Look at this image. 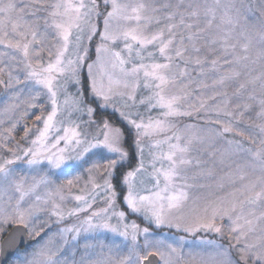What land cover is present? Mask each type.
I'll return each instance as SVG.
<instances>
[{"label":"snow or ice","instance_id":"1","mask_svg":"<svg viewBox=\"0 0 264 264\" xmlns=\"http://www.w3.org/2000/svg\"><path fill=\"white\" fill-rule=\"evenodd\" d=\"M103 2L111 7L106 14L98 10L97 0H0V86L4 93L0 103L5 113L18 110L22 104L42 113L35 117L42 127L25 128L22 139L27 147L19 143L15 149L8 147L14 140L15 124L6 130V136H0V149L8 153L7 157L0 155V236L8 227L19 226L0 243V264H264V98L258 100L256 114L261 123L249 125L247 135L236 133L243 139H226V134L234 133L231 121H216L221 127L214 136L224 139L226 147L209 155L219 156V163L230 170L228 182L239 187L227 197L207 199L203 205L193 201L188 207L186 189L194 185L188 184L184 170L193 163L200 167L201 161L191 158L194 145L211 144L212 138L196 131L179 132L174 123L192 115L184 109V101L191 95L184 83H192L189 66L199 75L217 73L213 86L234 83V95L248 92V99L256 101L257 87L264 94V0H163L159 5L156 0ZM101 15L103 31L93 22ZM96 35L101 40L96 47L97 59L86 65L91 96L97 108H113L134 130L139 155L138 166L122 173L127 208L158 228L174 227L188 233L210 230L221 238L227 234V246L208 241L204 250L185 253L183 238L176 244L150 239L149 228H140L134 221L125 223L126 213L114 210L119 194L113 180L129 153L123 147V129L106 119L97 124L91 119L97 108L86 103L81 70L88 59L86 44ZM50 36L59 42L54 51L47 47ZM69 82L77 88L74 95L67 92ZM178 84L179 91H173ZM141 87L150 95L139 103L149 112L158 109V117L145 118L116 107L117 98L124 100L125 108L134 106ZM42 96L50 108L46 115L44 105L35 103ZM200 107H204L202 102ZM251 107L243 105L245 111ZM77 112H86L89 123L97 125L95 134L80 131L81 125L71 119ZM224 115L233 117L231 111ZM243 115L241 111L239 116ZM187 128L195 129V125ZM30 133L34 138L29 140ZM145 139L152 141L147 168L142 147ZM20 162L31 171L18 170ZM85 163L90 164L86 171L91 191L72 197L79 206L65 209L63 189L74 181L58 185L53 177L70 175ZM101 169L103 182L97 183L91 173ZM145 174L153 182L151 189L137 187L144 184L138 176ZM199 175L212 177L213 171L204 169ZM74 179L79 180V175ZM101 195L106 207L91 211L78 224L52 234L45 232V227L51 229L53 218L59 225L89 212ZM41 215L47 219L40 221ZM113 218L117 224L111 223ZM225 218L229 222L226 230L217 223ZM104 231L130 242L124 245L126 254L113 256L109 248L105 256V245L86 239L80 259L75 260L73 252L69 260V234L78 241L82 233ZM141 233L142 245L138 243ZM21 244L27 245L24 252ZM93 255L97 259H89Z\"/></svg>","mask_w":264,"mask_h":264},{"label":"rangeland","instance_id":"2","mask_svg":"<svg viewBox=\"0 0 264 264\" xmlns=\"http://www.w3.org/2000/svg\"><path fill=\"white\" fill-rule=\"evenodd\" d=\"M85 2L88 3V0H85ZM156 2L157 5H159L160 3H163V0H156ZM97 4L99 5L98 10L102 14H106L107 11L111 10L110 5L106 6L103 0H97ZM93 22L97 24L99 31H103V15L96 18ZM58 43L59 42L54 37L50 36L47 47L54 51L55 46ZM100 43H101L100 37L99 35H96L95 37H93L90 43L86 44V47L88 48V59L85 62V66L81 70V85L84 89L86 103L93 108H96L95 106L96 103L91 96L86 65L96 61L97 59L96 47ZM151 50L152 49H149V51ZM72 51L73 49L70 47L69 50L70 55ZM189 71L191 72L190 79L192 83L189 84L187 80H185L184 83L188 84L187 91L191 95L188 97L187 100L184 101V109L192 111V115L180 117L176 119L174 123L177 125V129L179 132L196 131L199 135L208 136L212 138L211 144L194 145V150L191 153V158L193 159L194 162L196 160L201 161L200 167H197L195 163H193L192 166L186 167L184 170V175L188 177L187 180L188 184L194 185V187L186 189L190 195V201L188 207H191L193 201L197 202L199 205H203L207 199L217 200L219 198L227 197L229 193L233 192L235 188L239 187V184L232 185L228 182V173L230 170L225 165L219 163V156L217 155L216 157H213L209 155V153L212 151H219L226 147V145L224 144V139L217 138L214 136V132L218 131L219 128L221 127V125H218L216 121H220L221 124L231 121L232 127L234 129V133L226 134L225 136L226 139H243L242 137L236 135V133L240 131H244L245 134L247 135V129L249 125L261 123V120L257 118L256 114L259 111L258 100L264 98V94H262L259 87H257L255 89V95L257 97V100L256 101L249 100L248 92H244L240 95H234V93H236V85L234 83H229L227 86L223 88L219 86H213L212 82L214 79L217 78V73L206 71L205 75H199L198 70L195 71L192 70L191 66H189ZM253 74L254 75L258 74V68L257 71L254 72ZM85 82L87 83L86 85L87 87H85ZM201 84H206L208 86L200 87ZM179 87L180 85L178 84L177 88L173 89V91H179ZM76 91H77L76 86L73 83L69 82L67 86V92L70 95H74ZM224 92L227 93V96L217 95V93H224ZM148 95H150L149 91L141 87L136 92V101L134 106L125 108L123 107L124 100L122 98H117L116 107L124 111H131L133 113L138 112L141 114V116H144L145 118H147L148 116H151L153 118L158 117L160 114L158 109L149 112L146 105H141L139 103L141 98L147 97ZM212 97L215 98L213 99ZM24 99H26V97ZM60 100L61 102L63 101V96L60 97ZM226 101H227V106L225 107ZM201 102L204 104L203 108L200 107ZM35 103L44 105L43 114L46 115L47 112L50 111V108L46 103V97L42 96L39 100L35 101ZM127 103L129 105L133 104L132 101H128ZM244 104H250L252 105V107L249 110L245 111L243 108ZM237 105H240V107L238 108ZM217 108L221 109V111L218 112L216 110ZM194 109H198V111H195ZM106 110L114 111L113 108L111 107L107 108ZM225 111H231L233 113V117L230 118L224 115ZM241 111L244 112L243 116H239V113ZM114 112H116L117 115L119 116V113L117 111ZM95 113L91 119L95 120L98 124L101 121V119L96 118ZM41 114L42 113L38 109L27 108L26 105L24 104H22L21 107L16 111H13L11 113H5L3 110V104L2 105L0 104V121H3V123H0V131L2 129L5 130L6 128L7 129L11 128L12 124L16 125L15 129H19L20 123L22 122V124L24 125L26 120H30L31 122L28 128L35 129L36 127H42V125H38L35 122V117ZM236 117H239V119L238 120L235 119ZM133 118H135V116ZM71 119L81 125L80 127L81 132L95 134L97 125L89 123V116L87 115L86 112L74 113ZM113 125L118 127L115 124ZM188 125H195V129H191V130L188 129L187 128ZM31 134H32V138H34V133ZM158 138L162 139L163 137H158ZM134 141H135V133H134ZM151 142L152 141L150 139H145L142 145V147H144V162L146 168L150 159L149 156L150 150L148 145ZM61 147H63V144H61ZM123 147L126 151L129 150V148H127L124 145V143H123ZM164 150L167 151L166 146ZM152 151H155V149H152ZM136 157H137L136 164L133 165L132 167L127 168L123 173L132 170L138 166L139 155L137 154V151H136ZM129 158H130V153H129ZM128 160L124 162L125 165L127 164ZM89 166L90 164L85 163L82 168L77 169L75 172H73L70 175H59L58 178L53 177V180L58 185H66L67 180L69 179H73L74 181L71 187H65L63 189V195L67 198L62 205L65 209H71L79 206V202L75 201L72 197H75L77 195H83L85 194V192L91 191V184H87V182L89 181V173L86 171V169ZM16 167L18 170H22L24 173H28L31 171L29 167L23 162H20L18 165H16ZM204 169H211L213 171V176L212 177L200 176L199 173ZM147 171L148 173H150L152 170L151 168H148ZM102 173H103V169L100 170V173L93 171L91 175L96 177L97 183H102L103 182ZM77 175H79L80 177L79 180L74 179V177ZM137 179L144 180L143 185L140 184L137 185L138 188H147V189L152 188L153 182L147 174L143 176H138ZM221 183H223L224 185L223 188L217 187V185ZM118 185H115L116 191L119 195L117 197L116 206L114 210L124 211L126 213V218L124 221L125 223H131L134 221L136 224L140 226V228H145V227L149 228V231L151 233V236L149 237L150 239H163L168 243L176 244L180 242V238H183L182 243H183V250L185 253L189 251L195 252V251L204 250V248L207 246L206 242L208 241H213L218 244L222 243L225 246H227L230 243L229 239L227 238V234L224 238H221L218 234L210 230L209 231L200 230L195 233H188L183 230L176 229L174 227L162 226L158 228L154 224L148 223L141 214H133L130 212V210L127 208L123 200V196L126 194V189L124 188L122 183L120 186ZM201 185H204L205 187H201ZM141 194L146 195L148 193L146 191H141ZM106 206L107 205L104 203L103 195L98 196L96 203L93 205V208L89 210V212L81 213L78 218L77 217L68 218L65 220L64 223H61L59 225L54 223V218H53V222L51 223V229L49 230L48 227H45V232L52 234L58 232L59 228L70 226L72 224H78L80 220H83L85 218V216L90 215L91 211H96ZM258 214H259V210H257V215ZM45 219H47V217H45L44 215L40 216V221ZM40 221H37V223H39ZM111 223L117 224L118 221L115 218H113ZM217 223L223 224L225 226V230L229 226V222L227 218H225L223 221H217ZM39 239L40 237L34 238V240H39ZM86 239L88 243H93V244L101 243L105 245L103 249V255L105 256L109 255L108 252L109 248H112L111 254L113 256L126 254L127 248H125L124 245L125 244L130 245V242L123 241L122 237H119L117 234L107 231L95 232V233H82L78 241H73L71 234H69L68 235L69 244L67 246V251L69 253L68 258L70 261L73 259L72 256L73 252L75 253L74 259L77 261L83 255V244L85 243ZM138 243L140 245L144 243V236L142 233L138 237ZM231 243H235V241H231ZM114 245H120V248H115L113 247ZM26 249L20 251L24 252ZM96 251L97 253L100 252L99 249H97ZM233 256L234 258L236 256L235 249H233ZM89 259L95 260L97 259V256L93 255L89 257ZM249 264H251V262H249Z\"/></svg>","mask_w":264,"mask_h":264},{"label":"trees","instance_id":"3","mask_svg":"<svg viewBox=\"0 0 264 264\" xmlns=\"http://www.w3.org/2000/svg\"><path fill=\"white\" fill-rule=\"evenodd\" d=\"M87 83L85 82V87ZM88 96V93H87ZM96 108L97 105L95 104ZM96 118L98 119H106L108 120L110 123L117 125L119 128L123 129V133H124V145L129 148V153H130V158L127 162V164L123 165V166H119L117 168V173H116V179L114 180L115 185L120 186L121 185V179H122V173L129 167H132L133 165L136 164L137 162V157H136V149H135V145H134V130L127 125L122 119H120V117L117 115L116 112L114 111H110V110H106V109H99L97 108L96 111ZM121 190V188H120ZM122 192V190H121Z\"/></svg>","mask_w":264,"mask_h":264},{"label":"flooded vegetation","instance_id":"4","mask_svg":"<svg viewBox=\"0 0 264 264\" xmlns=\"http://www.w3.org/2000/svg\"><path fill=\"white\" fill-rule=\"evenodd\" d=\"M4 79L6 80L7 78L5 77ZM0 88H2V86H0ZM3 98H4V93H3V90H2V92H0V101H2ZM0 104L2 105V103H0ZM30 124H31L30 120H26L24 125L22 124V122L20 123L19 129L13 130L11 135H12V137H14V140H12L10 143H8V147L9 148L15 149L17 143H19L21 146L27 147V143H26L25 140L22 139V137L24 136L25 128L26 127L28 128V126ZM6 130H7V128L5 130L2 129L0 131V136H6L7 135V131ZM31 138H32V134L30 133L29 140ZM0 155L7 157L8 153L5 152L3 149H0ZM11 227L12 226L8 227L7 232L9 231V229ZM6 233L3 236H0V243H1L2 239H3V237L6 235ZM24 249H26V247H20V250H24Z\"/></svg>","mask_w":264,"mask_h":264},{"label":"water","instance_id":"5","mask_svg":"<svg viewBox=\"0 0 264 264\" xmlns=\"http://www.w3.org/2000/svg\"><path fill=\"white\" fill-rule=\"evenodd\" d=\"M0 92H2V88H0ZM18 227H19V226H12V227L9 229V231L6 233V235L3 237L1 243L7 241V240L9 239V235H10V234H14V233H16ZM24 235H25V237L27 236L26 233H25ZM20 247H26V248H27V245H26V244H21ZM153 264H159V262H158V261H153Z\"/></svg>","mask_w":264,"mask_h":264}]
</instances>
